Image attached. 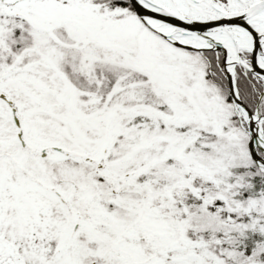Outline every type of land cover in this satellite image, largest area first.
I'll list each match as a JSON object with an SVG mask.
<instances>
[{
	"label": "snow or ice",
	"instance_id": "obj_1",
	"mask_svg": "<svg viewBox=\"0 0 264 264\" xmlns=\"http://www.w3.org/2000/svg\"><path fill=\"white\" fill-rule=\"evenodd\" d=\"M0 264H264V0H0Z\"/></svg>",
	"mask_w": 264,
	"mask_h": 264
}]
</instances>
